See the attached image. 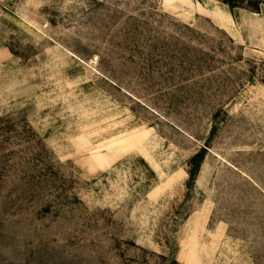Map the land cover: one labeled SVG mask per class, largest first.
Wrapping results in <instances>:
<instances>
[{
    "label": "rangeland",
    "instance_id": "obj_1",
    "mask_svg": "<svg viewBox=\"0 0 264 264\" xmlns=\"http://www.w3.org/2000/svg\"><path fill=\"white\" fill-rule=\"evenodd\" d=\"M225 1L0 0V264H264V0Z\"/></svg>",
    "mask_w": 264,
    "mask_h": 264
},
{
    "label": "bare ground",
    "instance_id": "obj_2",
    "mask_svg": "<svg viewBox=\"0 0 264 264\" xmlns=\"http://www.w3.org/2000/svg\"><path fill=\"white\" fill-rule=\"evenodd\" d=\"M175 1H178V0H166V3H169V4H171V3H173V2H175ZM183 5H184V7H190V8H192L193 10H197V11H199L200 9H204L200 4L199 5H197V4H194V3H192V1L191 0H179ZM206 12V11H205ZM220 12V11H219ZM210 13V12H209ZM206 14V13H205ZM213 14H215V13H213ZM218 14H221V13H218ZM185 15H186V13H185ZM216 15V14H215ZM214 15V16H215ZM188 16V15H187ZM217 16V15H216ZM215 16V17H216ZM189 17V16H188ZM192 17V16H191ZM220 18H221V21H222V23H224V22H226V23H230L232 20H231V17L230 16H228V15H225V16H223V15H220ZM219 18V19H220ZM220 21V22H221ZM229 26V25H228ZM233 26V25H232ZM232 26H230V27H232ZM234 27V26H233Z\"/></svg>",
    "mask_w": 264,
    "mask_h": 264
},
{
    "label": "crops",
    "instance_id": "obj_3",
    "mask_svg": "<svg viewBox=\"0 0 264 264\" xmlns=\"http://www.w3.org/2000/svg\"><path fill=\"white\" fill-rule=\"evenodd\" d=\"M192 1V3H194L193 2V0H191ZM173 3H179L180 5H182L183 7H184V5L178 0V1H175V2H173ZM194 4H196V3H194ZM188 9H190V10H192L190 7H187ZM180 10V9H179ZM197 11V10H196ZM183 12V14H185L186 13V15H188L189 16V18H193V12H191V11H182ZM192 16V17H191Z\"/></svg>",
    "mask_w": 264,
    "mask_h": 264
},
{
    "label": "trees",
    "instance_id": "obj_4",
    "mask_svg": "<svg viewBox=\"0 0 264 264\" xmlns=\"http://www.w3.org/2000/svg\"><path fill=\"white\" fill-rule=\"evenodd\" d=\"M225 2L228 3V4H230L231 6H234V5H232L228 0H226Z\"/></svg>",
    "mask_w": 264,
    "mask_h": 264
}]
</instances>
